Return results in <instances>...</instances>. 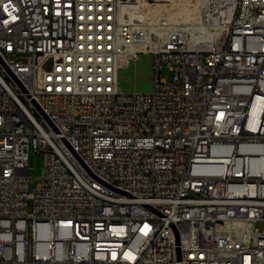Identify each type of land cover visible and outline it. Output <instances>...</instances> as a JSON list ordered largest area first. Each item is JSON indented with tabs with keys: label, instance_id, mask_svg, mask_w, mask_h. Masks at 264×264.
I'll return each mask as SVG.
<instances>
[{
	"label": "built area",
	"instance_id": "built-area-1",
	"mask_svg": "<svg viewBox=\"0 0 264 264\" xmlns=\"http://www.w3.org/2000/svg\"><path fill=\"white\" fill-rule=\"evenodd\" d=\"M123 2L0 0V264H264V0Z\"/></svg>",
	"mask_w": 264,
	"mask_h": 264
},
{
	"label": "rangeland",
	"instance_id": "rangeland-1",
	"mask_svg": "<svg viewBox=\"0 0 264 264\" xmlns=\"http://www.w3.org/2000/svg\"><path fill=\"white\" fill-rule=\"evenodd\" d=\"M138 1V2H137ZM127 0L125 3H130L134 5H141L143 3L150 4V7L153 9L154 5L162 4L161 0ZM199 0H170V2H164L167 6L165 9L156 8L153 14H166L171 17V14L168 10H175L177 7L182 5L192 7L194 6L197 9V3ZM174 2V3H173ZM178 2V3H177ZM177 3V4H176ZM170 5V6H168ZM147 12V10H145ZM159 78L170 81L171 74L166 69L163 68L159 73ZM152 66H151V57L148 54H138L133 61H130L128 65L118 72L117 78V88L119 92L125 95L131 94H148L152 89ZM41 157L39 155L32 154L29 157V170L28 175L31 178L29 184V190H32L39 183V177L41 175Z\"/></svg>",
	"mask_w": 264,
	"mask_h": 264
},
{
	"label": "bare ground",
	"instance_id": "bare-ground-1",
	"mask_svg": "<svg viewBox=\"0 0 264 264\" xmlns=\"http://www.w3.org/2000/svg\"><path fill=\"white\" fill-rule=\"evenodd\" d=\"M125 1H127V0H124V2L122 4V11H123V13H127L128 15L133 16V17L142 16L145 13L151 14V13L155 12L156 8L165 9V7L167 5L164 4V2H168V3L170 2V0H161V2H163V3L162 4L160 3L158 5H154V8L152 9L150 7V4H148V3H143L141 5L140 4L134 5V4H131V2L125 3ZM168 6H170V5H168ZM145 10H147V12ZM168 11L170 12L172 19L181 20V21H187V20L193 19L196 16V8L194 6L189 7V6L182 5L180 7H177V9H175V10H173V9L171 10V6H170V10H168Z\"/></svg>",
	"mask_w": 264,
	"mask_h": 264
}]
</instances>
